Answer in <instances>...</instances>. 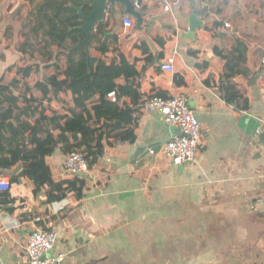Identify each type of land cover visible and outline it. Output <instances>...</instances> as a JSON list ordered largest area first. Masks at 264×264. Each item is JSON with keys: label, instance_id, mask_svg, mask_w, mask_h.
<instances>
[{"label": "crops", "instance_id": "1", "mask_svg": "<svg viewBox=\"0 0 264 264\" xmlns=\"http://www.w3.org/2000/svg\"><path fill=\"white\" fill-rule=\"evenodd\" d=\"M138 1L142 23L132 17L122 50L141 59L136 46L147 43L163 55L158 66L175 54V73L186 86L156 66L141 90L145 97L160 91L187 98L202 125L197 161L171 164L163 146L174 127L144 110L136 141L106 148L85 176L82 198L49 203L46 191L35 194L32 181L20 178L13 205L0 206V264H28L25 249L35 230L57 233L54 254H64V264H264V0ZM26 4L0 0V17L17 15L16 7ZM115 9L117 33L127 13L121 3ZM108 12L114 16L111 6ZM193 13L203 22L195 42L186 39ZM6 28L0 29V76L21 57L3 39ZM238 41L248 46L247 74L233 80L248 98L244 111L208 86L223 75L225 61L215 50L228 53ZM64 158L61 152L53 157L58 180L68 178ZM0 176L11 181L12 173ZM25 210L30 218L22 216ZM16 215L22 219L17 228Z\"/></svg>", "mask_w": 264, "mask_h": 264}, {"label": "trees", "instance_id": "2", "mask_svg": "<svg viewBox=\"0 0 264 264\" xmlns=\"http://www.w3.org/2000/svg\"><path fill=\"white\" fill-rule=\"evenodd\" d=\"M23 1L29 9L21 16V40L15 47L20 61L0 76V174L12 173L11 188L0 193L2 207L13 205V189L21 177L32 181L35 194L46 191L49 203L70 195L82 198L86 177L56 179L53 157L58 152L64 157L80 152L93 169L107 147L136 141L149 98H170L160 91L143 95L146 75L156 66L162 71L158 64L163 55L156 56L142 43L136 46L142 58L130 59L116 33L117 14L108 12L96 24L86 50L82 27L94 0ZM11 36L12 27L7 26L3 39ZM247 51L241 41L228 53L217 48L215 53L225 61L223 75L218 83L208 84L241 111L249 108L248 98L233 80L247 74ZM174 78L177 85L186 86L181 74L175 73ZM113 92L116 102L109 97ZM23 212L22 216L30 218Z\"/></svg>", "mask_w": 264, "mask_h": 264}, {"label": "built area", "instance_id": "3", "mask_svg": "<svg viewBox=\"0 0 264 264\" xmlns=\"http://www.w3.org/2000/svg\"><path fill=\"white\" fill-rule=\"evenodd\" d=\"M136 11L141 9L138 0L133 4ZM164 9L171 11L169 5ZM225 27L230 29L232 25L225 23ZM134 28V20L129 14L120 15V27L117 32L121 39ZM264 65V57L262 59ZM176 56H168L162 63L163 72L175 74ZM109 97L116 102V93L109 94ZM145 111L149 114L158 113L164 117L165 122L177 128L179 133L173 135L163 146L165 158L175 166L194 163L197 161L201 141L202 125L189 106L185 96L176 95L164 99L160 96H153L148 99L145 105ZM156 155L154 150L151 151ZM64 170L67 176L83 177L90 169L85 156L80 152H72L65 156L63 162ZM11 188V181L8 178L0 176V193L8 191ZM14 226H21L18 220H14ZM58 241V235L55 231L35 230L26 245V254L28 264H64V254H54V248Z\"/></svg>", "mask_w": 264, "mask_h": 264}, {"label": "water", "instance_id": "4", "mask_svg": "<svg viewBox=\"0 0 264 264\" xmlns=\"http://www.w3.org/2000/svg\"><path fill=\"white\" fill-rule=\"evenodd\" d=\"M117 2L121 3L125 7L127 14L131 15L132 17L138 20V24L142 23L141 15L135 10L131 0H94L92 3L93 10L89 16H84L85 24L82 27V30L85 32L87 36L86 39L82 42V46H84L86 50H89V45L92 38V30L99 21L105 19L107 8L111 6L112 12L114 14L117 13L115 9V4ZM202 26H203V22L200 21L197 14L193 13L190 16L189 28L186 34V39L195 42L196 32ZM174 130H175L174 135H177L179 133V130L175 127ZM184 165L181 166L184 167Z\"/></svg>", "mask_w": 264, "mask_h": 264}, {"label": "rangeland", "instance_id": "5", "mask_svg": "<svg viewBox=\"0 0 264 264\" xmlns=\"http://www.w3.org/2000/svg\"><path fill=\"white\" fill-rule=\"evenodd\" d=\"M3 8L4 7H0V12H2ZM28 9H29V6L27 3L25 7H21V5L16 7L15 11H16L17 15H15V13H14L12 15V17H8L7 19L0 17V29L1 30H3L5 32L6 26H8V25L12 26V36L10 37V39H5L9 46L13 45V47H16L18 45L19 41L21 40V38H20L21 16L26 14L28 12ZM28 61H30V60H27V63H29ZM36 62H39V61H36Z\"/></svg>", "mask_w": 264, "mask_h": 264}]
</instances>
